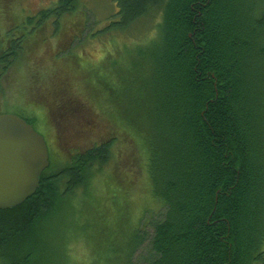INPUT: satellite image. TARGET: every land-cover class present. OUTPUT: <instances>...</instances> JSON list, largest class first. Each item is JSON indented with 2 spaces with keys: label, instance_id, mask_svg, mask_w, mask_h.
Masks as SVG:
<instances>
[{
  "label": "trees",
  "instance_id": "trees-1",
  "mask_svg": "<svg viewBox=\"0 0 264 264\" xmlns=\"http://www.w3.org/2000/svg\"><path fill=\"white\" fill-rule=\"evenodd\" d=\"M82 2L54 0L35 12L21 8L20 19L0 39V50L10 42L0 61L9 52L13 72L25 64L22 59L36 74L60 67L64 58L70 64L60 67V82L39 87L33 110L25 98L24 110L13 111L46 138L49 165L32 195L0 209V264H48L40 235L51 227L41 234L40 225L63 202L74 221L67 195L89 185L116 142L137 148L131 159L146 176L142 205L162 209H138L157 215L149 219L147 264H264V0H113L116 18L102 31L158 13L155 35L132 47L126 84L99 75L105 81L78 90L69 79L93 70L99 77L96 63L71 47L84 33L77 15L85 9ZM138 118L146 119V127H137ZM96 122L109 128L108 135L76 147L73 137L92 134ZM121 181L113 179L108 189L112 209L122 215L124 202L131 219L137 209L129 200L131 185ZM100 199L96 208L103 206ZM110 213L101 210L99 218L106 221ZM122 233L124 246L113 253H124L121 264H132L144 236L136 226Z\"/></svg>",
  "mask_w": 264,
  "mask_h": 264
},
{
  "label": "rangeland",
  "instance_id": "rangeland-1",
  "mask_svg": "<svg viewBox=\"0 0 264 264\" xmlns=\"http://www.w3.org/2000/svg\"><path fill=\"white\" fill-rule=\"evenodd\" d=\"M53 1L0 0V39L4 32L7 31L6 29H12L15 24L13 21L20 19L19 11L21 8L35 12L39 8L49 7L53 4ZM82 5L83 7L85 6V9L81 7L77 15L81 21V25H78V27H82L81 32L84 31V33L82 36L76 37L72 42V50L74 49L77 57L81 58L83 54V59L96 63L94 67H97L98 76L102 75L107 81H111L112 76L115 82L126 84L130 67H132L130 57H132L134 50L131 49L138 44H144L155 35L158 13L144 18L141 17L124 29H113L112 27L109 31H102L109 20L116 18L115 13L117 8L113 0H83ZM82 10H85L86 14H83ZM49 24L48 22L46 32L49 39L55 43L56 36L53 37L51 35ZM74 32H76V29L69 31L72 36ZM93 32L94 36L90 37V33ZM70 38H65L66 44ZM67 59L64 58L58 62L60 67H62V71L64 68L70 67ZM27 60L29 61V59ZM27 60L24 61L22 59V62L25 64H17L18 68L21 67L17 71H14L15 76L13 80L1 82L0 109L2 111L24 110L25 98L32 104L31 109L33 110L35 106V94L39 87L47 86L46 88H49L51 83L60 82V75L58 74L60 67L53 66L50 71L44 70L43 73L36 74L30 69V64L27 63ZM103 77H97L95 70H93L91 75L71 78L69 82H71L75 89L83 90L82 85L84 83H95L98 79L105 81ZM66 94L69 95V93ZM25 113L29 115L34 114L31 110L25 111ZM137 116L141 118L140 114H137ZM77 121L80 122V130L86 128L84 117L78 118ZM94 125L92 134L84 133V136L82 135L83 137L81 138L78 135L73 137L76 140V142L74 140L76 147L88 145L89 139L93 135L96 139H103L105 135H108L107 129L109 128L106 125L103 123L99 124L98 122ZM136 125L137 127H146V119L144 121L138 118ZM75 126H77L76 132L78 134V123ZM134 127L136 128V126ZM139 131L142 133L141 130ZM71 148L74 147L71 146L68 149ZM136 149L129 142L127 145L116 142L112 149L111 158L95 173L89 185L86 188L79 187L74 194L67 195L66 198H71L70 204L74 209V221L69 216L68 211L71 210L68 203L63 202L61 208L60 204L56 205L54 210L57 209L52 211L48 219L44 221L43 226L40 225L39 232L41 234H44L43 229L46 230L51 227V230L46 235H40L46 240L44 252L48 264H62V260L65 261L64 264H121L124 262V253L116 254L113 253V250L121 244L124 246L125 240L122 238V232L130 231L132 226L139 227L140 233L144 236L142 244L131 257L132 264H147V258L150 254L149 240L152 235L149 219L153 218L151 216L157 217L156 214L152 215L150 211L157 209L155 212L159 211L158 213H161L162 209H158L156 204L151 205L144 202L143 205L145 204L150 211H144L142 215L141 211H139L140 209L142 210V199L144 201L143 193L145 192L146 176L142 167L139 166L138 160L131 159L133 153L136 154ZM125 170L127 175L124 174ZM123 174L125 178L122 179ZM112 178L119 182L122 180L121 182L124 185L125 180L130 182L129 200L137 208L133 211L131 219H129V213L126 209L129 205H125L124 202L122 210L120 209L122 215L115 214V211L112 209L113 198L108 193V189L112 187ZM121 196L123 197V195ZM99 197L103 198V206L100 208ZM97 201L100 204L96 208ZM99 210H102L103 213L108 210L111 211L110 214L106 215V221L101 217V219L99 218ZM119 217L120 219H118ZM138 218L141 221L136 225L135 221ZM121 220L123 222L122 226H120ZM112 223L115 225V229L113 228L114 230L111 232L107 230V227L111 228ZM129 224H132L130 228ZM65 229L67 230L65 231ZM113 231L116 232L115 236H113ZM59 248L60 251L58 252Z\"/></svg>",
  "mask_w": 264,
  "mask_h": 264
},
{
  "label": "water",
  "instance_id": "water-1",
  "mask_svg": "<svg viewBox=\"0 0 264 264\" xmlns=\"http://www.w3.org/2000/svg\"><path fill=\"white\" fill-rule=\"evenodd\" d=\"M49 165L44 136L13 112H0V209L32 195Z\"/></svg>",
  "mask_w": 264,
  "mask_h": 264
},
{
  "label": "flooded vegetation",
  "instance_id": "flooded-vegetation-1",
  "mask_svg": "<svg viewBox=\"0 0 264 264\" xmlns=\"http://www.w3.org/2000/svg\"><path fill=\"white\" fill-rule=\"evenodd\" d=\"M10 42H5V43H3L4 45H6L5 47L3 46V48H2V50H0V52H3V49H5V48H9L8 47V44H9ZM2 44V43H1ZM9 52H6L5 53V56H3L2 55V57H4L5 58V61L6 62H1L0 61V95H1V82L2 81H7V82H9V80L11 81V80H13V78H14V72H13V70H12V65H11V59H9ZM0 57H1V55H0ZM1 59V58H0ZM3 59V58H2ZM9 59V60H8ZM4 60V59H3ZM1 112H13V111H1ZM53 132H55V131H53ZM45 138V137H44ZM45 141L47 142V140H46V138H45ZM47 144V143H46ZM48 147V146H47Z\"/></svg>",
  "mask_w": 264,
  "mask_h": 264
}]
</instances>
